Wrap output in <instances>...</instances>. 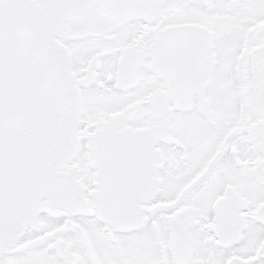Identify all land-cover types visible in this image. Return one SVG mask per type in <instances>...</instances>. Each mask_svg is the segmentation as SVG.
<instances>
[{
  "label": "snow or ice",
  "instance_id": "obj_1",
  "mask_svg": "<svg viewBox=\"0 0 264 264\" xmlns=\"http://www.w3.org/2000/svg\"><path fill=\"white\" fill-rule=\"evenodd\" d=\"M0 264H264V0H0Z\"/></svg>",
  "mask_w": 264,
  "mask_h": 264
}]
</instances>
